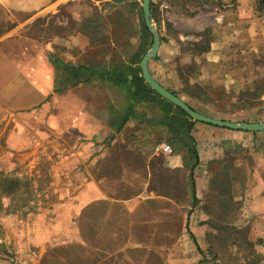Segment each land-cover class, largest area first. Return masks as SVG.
<instances>
[{
  "label": "crops",
  "instance_id": "0c3cea01",
  "mask_svg": "<svg viewBox=\"0 0 264 264\" xmlns=\"http://www.w3.org/2000/svg\"><path fill=\"white\" fill-rule=\"evenodd\" d=\"M222 1L223 12L227 19V15L233 9L230 5H226L227 0ZM2 2L7 12L15 11L29 15L25 21L19 23L17 29L26 27L42 15L50 14L52 19L68 32L64 37H52V45L61 46L69 51L75 49L82 54L87 53L89 55L86 56L87 59L94 65L98 64L102 67L110 65L112 57L109 54L99 56L97 49L94 48L97 42L94 40L91 43L89 40L88 43L85 36L88 24L101 22L102 11L105 12L107 9L86 6V0H6V3L2 0ZM151 2L154 3V0ZM156 5L159 14L166 9V15H172L167 19V23L176 30L180 29L182 24H188L192 18L190 15L188 21L182 22L177 17H173L175 13H183L172 11V0L160 1ZM63 11L68 13L63 15ZM214 11L221 12L218 8H214ZM222 17L220 15L219 19ZM219 19L215 20L218 22ZM163 25L166 28V24ZM209 25L198 32L210 29ZM227 25H233L231 18L225 23V30L230 29L226 27ZM222 41L228 44V47L224 48V54L228 56L226 59L228 69L226 62L221 60L223 51L220 48L215 53L221 58L212 60L213 71L209 75V80L200 82L199 70L189 77L191 85L202 86L207 96L214 100L213 110H217L216 105L223 102L229 104L231 108L230 105L234 104V101L236 103L235 97L240 92L252 88L253 85L249 82L243 84L237 79L238 74L236 78L232 77L233 56L239 55L242 58L243 51H238L233 46L232 40H227V37L222 39L218 35L214 36L210 50L201 56H193L191 53V60L204 59L203 57L212 52L213 45H221ZM244 53L246 56L248 51ZM156 58L149 62V71L153 78L170 92L172 90L163 84L170 80V77L163 72L162 60L158 61V55ZM155 62L162 67L153 69ZM200 64L209 65L207 62ZM243 66L242 63L238 66L241 71L240 77L247 79L249 76L247 64L245 63L244 77ZM25 69L23 64L16 61H10L6 67H1V70L12 77L0 90V114L29 108L40 101L38 92L41 90V80H35L37 84L28 83L24 80ZM31 75L40 76L35 68L32 69ZM254 75V81L264 77V75L259 77L258 72ZM172 76L181 82L182 88L178 73L174 71ZM44 85H48L47 91H49L51 84L47 81ZM92 85L96 87L104 85L105 89L109 86L108 90L112 93H120L117 88L96 80L79 86L88 92L92 90ZM69 88L71 87H68V90ZM178 98L193 110L195 107L191 102L197 104L199 102L184 94L179 95ZM261 100L264 102V96ZM124 105L123 98L122 103L117 107L107 104L104 108L103 104L99 105L95 101L72 99L65 101V104L59 107L63 117H52V126L56 131L62 132L60 135L66 134L76 140L74 148H52V190H54L52 208L40 217L44 220V229L51 231L52 246L75 242L85 247H93L94 244L101 243L108 247V250L124 254L127 264H148L152 257L158 259L161 264H201L199 252L191 236L198 240L211 232L206 226H204L206 231L203 232L200 225V222L206 219L205 213L200 208L198 210L196 205L193 206L191 196L186 197L188 200L186 204L189 207H183L176 201L177 197L169 195L166 189L158 191L162 190L164 185L157 179L164 177L166 173L168 174V169H172L180 171L178 178L185 189L183 195L189 196L188 169L183 164L186 152L184 149L174 150L170 147L166 143L167 139H164L168 135L165 129L161 128L159 129L164 133L162 141L154 147L147 145V141L155 142L159 139V131L157 128L150 129L151 127L149 128L138 118L130 119L123 130L117 133L115 129L118 125L115 127L111 125L115 124L114 120L120 116ZM145 110V107H138L136 114H148ZM153 113L155 114L152 115L158 114L156 110ZM242 113L255 115L252 111ZM259 117L260 121H244V123L264 122V111ZM193 123L190 137L194 140L192 145L195 146L199 162L193 173L195 194L200 201L199 204L204 192L208 190L209 180L215 170L210 164L225 159L230 172V195L239 202L234 217H229V220H235L239 226H248L251 222L252 225L248 226L249 237L263 239L264 132L253 134L195 121ZM131 129L137 130L134 135H128V130ZM164 146L170 148L169 152ZM153 188H157V191ZM187 208L189 212L186 211Z\"/></svg>",
  "mask_w": 264,
  "mask_h": 264
},
{
  "label": "rangeland",
  "instance_id": "374dc122",
  "mask_svg": "<svg viewBox=\"0 0 264 264\" xmlns=\"http://www.w3.org/2000/svg\"><path fill=\"white\" fill-rule=\"evenodd\" d=\"M160 1L165 0H154V4ZM86 3V6H96V8L100 7L102 10L107 9L105 12L102 11L103 18L101 22L90 23L85 29L88 43L89 40H91V43L94 40L97 42L94 48L97 49L99 56L109 54L114 60L127 62L137 49V36L130 37L128 33L130 37L128 38L125 33L122 34L120 30L113 29L108 17H113L114 7L123 8L125 12L128 11L130 3L118 0H100V2L86 0ZM202 3L200 0H188L174 3L175 5L171 6L173 12L183 13H172L173 17H177L178 20L186 22L190 15L192 17L188 24H182L180 29L177 30L173 27H164L163 23L166 24L167 19L172 15H166V9L162 10L159 16L160 31L155 24L159 34H161L160 40L161 37L164 40L157 55L158 61L161 59L163 62V72L170 77V80L162 83L168 89L178 92L181 88V82H178L172 75L174 71L176 73H178V70L184 72V68L190 66L193 60L198 65L197 71H200V82L209 80V75L213 71L212 65L214 63H212V60L221 58L220 55L215 53L220 48L223 51V59L221 60L226 62V68L228 69V61H226L228 56L224 54V48L228 47V44H225V41H222L221 45H213L212 52L203 57L204 59L191 60V51L188 50L189 43L198 40L199 38L195 37V34L210 24L211 28L206 30H210L211 38L216 35L222 39L227 37V40H232L233 46L238 51H243L242 58L239 55L233 56L232 77L236 78V74H238L237 79L243 84L249 82L252 85L255 72L260 74L259 77L264 75V67L255 69L252 66L253 56L255 58L264 56V3L261 4L260 0H227L226 5H230L233 9L227 15V19L223 9H220L221 12H217L210 5L208 7H204L207 4L201 6ZM3 5L4 2L0 0V90L12 77L6 71L1 70V67H6L10 61H16L24 65L26 68L24 80L28 83L32 84L34 82L37 84L35 80L40 79L42 84L41 90L38 92L40 101L34 106L0 114V167L19 178L25 177L30 180L35 192V200L29 214L25 216L0 214V264H58L55 261L56 257L52 254V249L65 252L66 257H71L72 254L73 256L76 255L75 258L79 256L81 264H127L124 260V254L111 249L108 250V247L101 243L94 244L93 247H85L75 242L52 246L51 231L44 229V220L40 219L42 214H47L48 210L52 208V192L54 191L52 190V148H74L76 145V140L66 134L60 135L62 132L53 128L52 117H63V112L59 111V107H62L67 100L80 101L84 99L95 101L99 105L103 104V108L107 104L117 107L118 104L122 103L121 94L118 92L112 93L108 90L109 86L105 89L104 85L102 87L92 85V90L88 92L80 86L71 87L72 89L69 88V90L68 87L62 88L65 79V75L61 70L62 64H54L52 62L53 57H57L63 63L77 64L86 62L89 55L87 53H83L86 54L83 55L82 52L75 49L69 51L61 46L52 45V37H64L68 32L58 22L54 21L50 14L42 15L26 27L17 29L19 23L25 21L29 15L15 11L7 12ZM67 11H63V15L67 14ZM220 15L223 17L219 19ZM128 17H132L130 22L136 21L132 15H128ZM217 18L219 19L218 22L215 20ZM230 18L233 25H227L226 27L230 29L225 30V23ZM134 26L136 27L135 22L133 23V29ZM244 51H248L246 56H244ZM251 55H253L252 58ZM169 56L171 57L169 58ZM166 58L169 59L165 60ZM206 62L209 65L200 64ZM109 63L111 64V62ZM241 63L244 64L242 67L243 77L244 69H246L245 63L247 64L249 72L247 79H241L240 77L241 71L238 66ZM159 67L161 68L162 65L157 62L153 63V69H159ZM33 68L36 72H39L40 76L34 77L31 75ZM47 81L48 84H51L49 91H47L48 85H44ZM191 103L194 104L195 109L199 107V104ZM202 106L209 110L208 113L215 112L212 109L213 104L204 103ZM218 106H221V110L225 113L223 115L214 114L216 117L214 119H225V121L240 123L255 120L252 114L236 112L225 102L218 104ZM232 112L234 115H232ZM168 170V174L171 176L174 172H177L172 169ZM178 173L180 174V171ZM207 195L208 190L204 192L201 204L196 205L197 209L200 208L202 212V207L208 205ZM175 197H177L176 201L180 206L189 207L186 204L188 202L186 197L189 198L188 195L181 194L175 195ZM186 211L189 212L190 210L187 208ZM250 224L252 225V223L249 222V227ZM202 230L205 232L206 227L202 226ZM251 241L256 242L257 238H253ZM221 248L222 246L215 241V249L218 252L216 259H212V256L206 254V252L199 253L201 264H236L237 258L240 256L238 252H235V249L231 247H227L226 251ZM148 264H161V262L152 257Z\"/></svg>",
  "mask_w": 264,
  "mask_h": 264
},
{
  "label": "trees",
  "instance_id": "16d2710c",
  "mask_svg": "<svg viewBox=\"0 0 264 264\" xmlns=\"http://www.w3.org/2000/svg\"><path fill=\"white\" fill-rule=\"evenodd\" d=\"M120 2H129L130 9L125 10L119 7H114L113 17L109 16L108 20L111 21L113 29L120 30V32L130 37L137 36L138 41L136 51L131 55L127 62L111 58V64L108 67L99 66L98 64L91 63L89 60L77 64L63 63L57 57H53L54 64H62L61 70L65 75L63 87H76L79 85L90 83L91 81H99L103 84L113 86L120 91L124 100V108L120 116L114 120L113 125H118L115 129L117 133L121 132L124 125L130 120L138 118L141 122L145 123L150 129L157 128L159 131V139L154 141H145L150 145L159 144L164 138V133L159 129H165L168 137L166 143L174 150H185L186 157L183 159V164L188 169V186L190 189L189 197L191 196L193 206L199 204L196 198L195 185H194V171L198 166V156L195 146L192 145L194 140L190 137V131L193 127V121L181 109L175 107L172 103L160 97L156 92L151 90L141 77V70L139 68L140 60L146 51L150 48L152 43V36L147 30L141 8V0H118ZM188 0H173L174 3L185 2ZM196 1V0H195ZM203 5H210L211 7L223 9L224 4L222 0H200ZM263 4L264 0H260ZM150 9L154 23L158 30H161V23L159 19L158 6L153 2L150 3ZM128 15H132L136 21H131ZM136 23V27L133 23ZM169 23H166V28H171ZM206 31H209L208 33ZM128 36V38H130ZM199 40L189 43L188 50L191 51L193 56H201L210 50L212 41L210 30H204L195 34ZM127 38V39H128ZM117 39V38H116ZM163 42V38L161 37ZM253 55H251L252 58ZM157 59V58H156ZM252 66L264 67V56L252 58ZM198 69V65L194 61L190 66L184 68V72L178 70V77L182 81V88L177 91H170L173 95L179 97L184 94L188 98L195 99L199 107L194 109L196 112L216 118L215 115H223L225 112L222 108L216 105L217 110L208 113L209 110L204 109L202 104H214V100L207 96L205 89L198 85L189 83V77ZM264 96V77L253 82L252 88L240 92L236 97V103L230 105L231 109L236 112L252 111L255 113V121H260L258 118L262 114L264 102L261 98ZM234 100V99H231ZM138 107L146 108L148 114H136ZM154 110L160 115L153 113ZM215 114V115H214ZM232 114H234L232 112ZM225 120V119H219ZM247 122V121H246ZM113 123V122H111ZM160 126V127H159ZM147 127V129H149ZM146 129V130H147ZM136 129L128 130V135H134ZM155 131V130H154ZM255 134L254 132H252ZM162 161V159L160 160ZM225 159L216 160L210 164L215 170L208 183V205L203 208L206 219L200 222L201 226L209 227L211 232L205 234L198 240L191 236L194 244L199 253L212 256V259L217 258V250L215 249V241L222 246L221 249L225 250L227 247L235 249L240 255L237 258L236 264H263L264 262V238H257L256 242L249 240V227L239 226L235 220H229V217H234L235 211L239 207V202L235 197L230 195V172ZM178 171L173 173V176L165 174L157 179L158 182L163 183L164 188L158 191H165L169 195L185 194L178 178ZM157 191V188H153ZM34 189L31 181L25 177L19 178L13 173H8L0 167V214L8 216H25L32 211L34 202ZM204 248V250H203ZM52 254L56 257L55 261L58 264H81L79 256L75 258L73 254L71 257H66L65 252H59L58 249H52ZM242 254V255H241Z\"/></svg>",
  "mask_w": 264,
  "mask_h": 264
},
{
  "label": "water",
  "instance_id": "95a60500",
  "mask_svg": "<svg viewBox=\"0 0 264 264\" xmlns=\"http://www.w3.org/2000/svg\"><path fill=\"white\" fill-rule=\"evenodd\" d=\"M151 0H141L142 16L144 24L152 36V43L150 48L143 55L139 68L141 70V77L143 78L145 84L154 92H156L160 97L172 103L175 107L181 109L191 120L195 122L204 123L218 128L228 129V130H240L247 132H264V122L256 123H240V122H230L225 120L214 119L205 115H202L195 110L191 109L187 104H185L177 96L173 95L171 92L162 87L151 75L149 71L148 64L150 61L156 58L159 47H160V34L155 26L150 12Z\"/></svg>",
  "mask_w": 264,
  "mask_h": 264
},
{
  "label": "built area",
  "instance_id": "2783aa9c",
  "mask_svg": "<svg viewBox=\"0 0 264 264\" xmlns=\"http://www.w3.org/2000/svg\"><path fill=\"white\" fill-rule=\"evenodd\" d=\"M92 1L100 2V0H92ZM164 148L166 149L167 152H169V150H170L169 147L164 146Z\"/></svg>",
  "mask_w": 264,
  "mask_h": 264
}]
</instances>
